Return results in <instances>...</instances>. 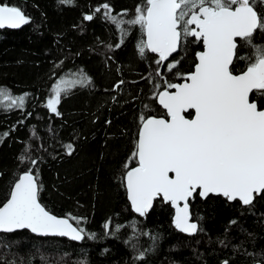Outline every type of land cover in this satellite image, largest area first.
Masks as SVG:
<instances>
[{
  "label": "trees",
  "instance_id": "trees-1",
  "mask_svg": "<svg viewBox=\"0 0 264 264\" xmlns=\"http://www.w3.org/2000/svg\"><path fill=\"white\" fill-rule=\"evenodd\" d=\"M3 2L21 7L30 22L18 29H0V87L13 96H25L23 109L6 110L7 102L0 103V133L10 132L0 143V206L21 173L38 169L43 186L40 202L55 215L86 218L80 227L95 238L72 241L27 230L0 232V262L264 264V195L242 205L223 196L195 194L190 199L192 217L198 223L194 235L175 228L173 208L162 198L144 216L135 213L127 199L123 177L137 165L130 157L141 126L139 118H167L156 93L166 82L185 79L194 69L202 42L182 37L177 53L157 64L159 56L149 50L143 58L138 54L136 45L145 40L139 25H124L129 33L117 48L121 34L102 12L91 21L84 19L105 2L113 14L127 10L124 19H132L144 0ZM257 7L264 12V4ZM252 44L264 47V29L253 34ZM252 55L251 45L239 38L237 56L244 59L235 58L233 72L243 71ZM176 61L179 64L169 70L167 65ZM81 70L91 84L62 93L57 106L60 115L52 113L46 104L53 85L61 77L79 78ZM251 98L264 104L258 94ZM26 145L36 165L18 159ZM141 252L143 257L137 259Z\"/></svg>",
  "mask_w": 264,
  "mask_h": 264
},
{
  "label": "snow or ice",
  "instance_id": "snow-or-ice-1",
  "mask_svg": "<svg viewBox=\"0 0 264 264\" xmlns=\"http://www.w3.org/2000/svg\"><path fill=\"white\" fill-rule=\"evenodd\" d=\"M73 2L60 0L62 4ZM258 4H264V0H144L136 7L135 16L125 20L127 10L113 14L105 2L84 16L91 21L102 12L121 34L117 48L129 33L124 25H139L147 39L137 43L138 54L143 58L146 49L158 53L157 64L177 52L182 37L191 36L203 44L204 50L196 53L195 70L186 75L185 82H166L156 93L168 118H139L141 126L130 157L137 166L127 170L123 179L131 206L140 216L146 215L154 199L162 197L176 207V228L191 234L198 231L197 223L190 221L188 204L194 193L200 197L220 194L244 205L264 195V104L251 98L257 94L264 98V47L252 44L253 34L264 29V12L258 11ZM29 22L21 7L0 0V29H18ZM236 38L253 48L246 68L238 74L232 70L234 59L244 58L237 56ZM177 64L179 61L167 67L171 70ZM78 75L77 79L61 77L53 85L54 96L46 104L52 113L60 115L57 106L62 93L67 95L77 85L91 84L83 70ZM3 102H7L6 110L23 109L25 96H13L10 90L0 87ZM189 110H194L193 118L186 117ZM9 135L0 133V143ZM66 147L71 154L72 146ZM29 149L26 145L18 159L36 165L37 161L28 155ZM42 187L38 169L34 172L29 168L18 177L0 206V232L29 229L41 236L73 241L95 238L94 233L80 227L86 218L71 214L58 217L42 205ZM143 255L141 252L137 259Z\"/></svg>",
  "mask_w": 264,
  "mask_h": 264
},
{
  "label": "water",
  "instance_id": "water-1",
  "mask_svg": "<svg viewBox=\"0 0 264 264\" xmlns=\"http://www.w3.org/2000/svg\"><path fill=\"white\" fill-rule=\"evenodd\" d=\"M9 29H12V28H9ZM147 39V37H146V34H145V40ZM237 40L239 39V38H236ZM237 46H238V41H237ZM179 49V48H178ZM178 49H177V51H178ZM204 50V48L202 49V50H200V51H203ZM199 51V52H200ZM152 53V52H151ZM177 52H175V53H173L171 56H169V58H168V60H165V61H162V63H166V62H168L169 60H170V58L174 55V54H176ZM153 54H156L157 56H159V54L158 53H153ZM196 59H197V57H196ZM235 60V59H234ZM196 63H198V59H197V62ZM195 70V66H194V69L192 70V71H194ZM191 71V72H192ZM190 73V72H189ZM234 74H238V73H234ZM183 82H185V79L184 80H182L181 82H177V83H183ZM161 91V90H160ZM157 101H158V103H159V100H158V96H157ZM160 105V104H159ZM162 108H163V106L162 105H160ZM164 109V108H163ZM165 110V109H164ZM166 111V110H165ZM189 111H192L193 112V114H192V116L191 117H188V116H186L187 118H193L194 117V115H195V113H194V110H189ZM158 117V116H157ZM166 118V117H165ZM168 118V117H167ZM135 166H137V165H135ZM135 166H133V167H135ZM130 168H132V167H130ZM129 168V169H130ZM128 169V170H129ZM22 174V173H21ZM20 174V175H21ZM19 175V176H20ZM170 175H173V174H170ZM18 179V178H17ZM15 183V182H14ZM124 184H125V188H126V181H124ZM14 185V184H13ZM13 187V186H12ZM11 190H12V188H11ZM11 192V191H10ZM126 193H127V190H126ZM194 195H195V193H194ZM193 195V196H194ZM209 195H216V196H222V195H220V194H209ZM159 198H162V197H157L156 199H154V201H153V205H152V207L148 210V212L153 208V206H154V204H155V201L157 200V199H159ZM192 197H190L189 198V200H188V204H189V213H190V221L191 222H194V223H197V221H195V220H193V217H192V211H191V205H190V199H191ZM202 198H206V197H202ZM127 199H128V194H127ZM163 199V198H162ZM238 200V199H237ZM128 201H129V199H128ZM163 201L165 202V203H169L170 205H171V207L173 208V224H174V218H175V215H176V207L175 206H173L172 204H171V202L170 201H166V200H164L163 199ZM239 201V200H238ZM6 202V201H5ZM239 202H241V201H239ZM129 203H130V206H131V202L129 201ZM183 204H184V202L183 201H181L180 202V204H179V206L182 208L183 207ZM241 204L242 205H244L242 202H241ZM43 205V204H42ZM2 206V205H1ZM131 209L133 210V208H132V206H131ZM134 211V210H133ZM135 212V211H134ZM147 212V213H148ZM136 213V212H135ZM54 214V213H53ZM139 214V213H138ZM55 215V214H54ZM56 216H58V215H56ZM58 217H66V216H58ZM197 225H198V223H197ZM174 226H175V224H174ZM175 228H176V226H175ZM177 229V228H176ZM22 230H27V231H29V232H31L29 229H19V230H16V231H22ZM179 232H182V231H180L179 229H177ZM15 232V231H14ZM32 233V232H31ZM182 233H184V234H187V235H194L195 233H191V234H189V233H185V232H182ZM32 234H34V235H36V236H41V235H38V234H35V233H32ZM57 237H59V236H57ZM65 238H67V239H69V240H71L70 238H68V237H65ZM73 241V240H72ZM225 262V261H224ZM224 262L222 263V264H224ZM257 264H260V263H257Z\"/></svg>",
  "mask_w": 264,
  "mask_h": 264
},
{
  "label": "rangeland",
  "instance_id": "rangeland-1",
  "mask_svg": "<svg viewBox=\"0 0 264 264\" xmlns=\"http://www.w3.org/2000/svg\"><path fill=\"white\" fill-rule=\"evenodd\" d=\"M69 79H74V78H70V77H69ZM76 79H77V78H76ZM53 96H54V92H53V94L49 97V99L52 98Z\"/></svg>",
  "mask_w": 264,
  "mask_h": 264
},
{
  "label": "flooded vegetation",
  "instance_id": "flooded-vegetation-1",
  "mask_svg": "<svg viewBox=\"0 0 264 264\" xmlns=\"http://www.w3.org/2000/svg\"><path fill=\"white\" fill-rule=\"evenodd\" d=\"M238 41V40H237Z\"/></svg>",
  "mask_w": 264,
  "mask_h": 264
}]
</instances>
